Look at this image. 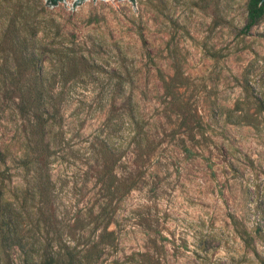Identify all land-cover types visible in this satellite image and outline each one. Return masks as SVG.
Listing matches in <instances>:
<instances>
[{"label":"rangeland","instance_id":"374dc122","mask_svg":"<svg viewBox=\"0 0 264 264\" xmlns=\"http://www.w3.org/2000/svg\"><path fill=\"white\" fill-rule=\"evenodd\" d=\"M245 2L0 0V264H264Z\"/></svg>","mask_w":264,"mask_h":264},{"label":"trees","instance_id":"16d2710c","mask_svg":"<svg viewBox=\"0 0 264 264\" xmlns=\"http://www.w3.org/2000/svg\"><path fill=\"white\" fill-rule=\"evenodd\" d=\"M57 1H59V0H47V3L53 5V4L57 3ZM245 12H246L245 13V22L240 29L241 33H247L253 25L257 24L260 20H262L264 18V0H246ZM21 17H23V16H21ZM23 44H24V41H22L20 43L21 46ZM23 50H25L24 47L21 48V52H23ZM70 61H71L70 59H67L66 62L70 63ZM28 64L31 67H33L34 69H36L35 68L36 66L32 65L31 62H28ZM247 75H248V73L245 70L243 75H242V86L243 87L247 83ZM180 82H181V77H180V74L177 70V65H176V69L174 67L173 74L169 78V80L168 81H165V80L162 81V83L164 85V89L168 92H171L170 89H171L172 85H176ZM237 107H238V105L236 104L232 107V109H229L226 111V119L229 122H236V119H234V117H233L234 116L233 112L235 110H237ZM241 234H243L244 239L249 236L245 231H242ZM41 264H72V261L68 260V261H65L64 263H59V262H57V259H55L53 256H49L47 258H43L41 261Z\"/></svg>","mask_w":264,"mask_h":264}]
</instances>
